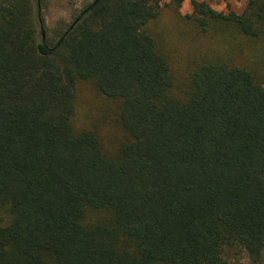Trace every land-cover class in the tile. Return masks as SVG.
<instances>
[{"label":"trees","instance_id":"16d2710c","mask_svg":"<svg viewBox=\"0 0 264 264\" xmlns=\"http://www.w3.org/2000/svg\"><path fill=\"white\" fill-rule=\"evenodd\" d=\"M162 1L91 0L48 34L41 0H0V264H264V73L209 57L178 81ZM187 17L264 39V0ZM79 81L117 103L111 152L73 127Z\"/></svg>","mask_w":264,"mask_h":264},{"label":"rangeland","instance_id":"374dc122","mask_svg":"<svg viewBox=\"0 0 264 264\" xmlns=\"http://www.w3.org/2000/svg\"><path fill=\"white\" fill-rule=\"evenodd\" d=\"M91 0H41L40 14L49 34L59 26L69 24ZM193 1H205L218 11L241 13L247 0H172L161 2L160 15L148 24L158 48L169 59L176 79H183L197 63L209 57H221L244 64L264 73V39L247 40L242 36H220L215 30L199 31L187 17L193 11ZM117 103L99 95L88 81L76 85L75 111L72 124L76 131L93 130L101 137L103 146L113 151L122 139L117 122ZM99 215H87L93 221ZM233 251V250H232ZM230 251L232 264H254L244 252Z\"/></svg>","mask_w":264,"mask_h":264}]
</instances>
